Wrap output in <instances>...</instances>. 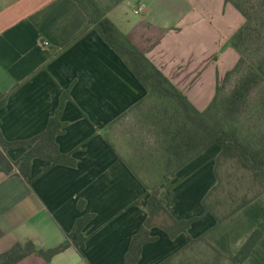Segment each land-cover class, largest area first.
Here are the masks:
<instances>
[{
	"label": "crops",
	"instance_id": "crops-1",
	"mask_svg": "<svg viewBox=\"0 0 264 264\" xmlns=\"http://www.w3.org/2000/svg\"><path fill=\"white\" fill-rule=\"evenodd\" d=\"M139 6L143 11L135 14ZM107 16L199 111L239 58L229 40L244 17L225 0H124ZM64 90L69 99L55 140L77 163L46 167L36 157L28 180L0 172V254L28 240L54 248L68 239L77 219L91 214L81 229L82 253L71 245L49 261L32 255L16 264H124L131 237L147 216L148 193L112 132L147 91L73 0H0L3 138L41 134ZM219 151L211 145L169 180L163 196L168 211L177 220L197 219L175 238L152 227L156 239L142 245L136 264H159L199 236L234 255L255 229L261 238L242 264H264V202L255 199L221 223L203 207L217 181ZM24 152L19 147L7 154L15 161Z\"/></svg>",
	"mask_w": 264,
	"mask_h": 264
},
{
	"label": "trees",
	"instance_id": "trees-1",
	"mask_svg": "<svg viewBox=\"0 0 264 264\" xmlns=\"http://www.w3.org/2000/svg\"><path fill=\"white\" fill-rule=\"evenodd\" d=\"M88 17L90 27L95 29L102 39L121 57L124 63L145 87L147 93L131 110L139 109L143 122L155 137V151L158 158L160 182L149 187L144 183L148 197L146 199L147 216L138 232L131 237L125 254L124 264H136L142 245L154 241L150 235L152 227L164 230L170 238H175L187 229L197 217L177 220L166 208L163 198L165 188L175 173L194 157L213 144L220 148L215 158L214 173L216 184L210 188L202 200L206 211L214 216L217 223L228 219L244 206L264 194V125L256 128L244 125L243 116L250 111V99L253 91L260 87L256 94L252 112L257 122L264 119V47L256 50L253 59L246 64L248 47L261 40L262 29L257 19L263 13L264 0H256L253 8L235 0L232 3L244 17L243 25L232 35L229 45L238 55L234 67L226 73L221 84L216 86V93L209 105L202 111L197 110L188 98L165 76L162 71L142 52L107 16L108 12L124 0H112L109 4L101 0H73ZM236 78L229 91L225 86ZM69 99L68 90H64L58 109L52 116L45 130L28 140L9 142L0 132V172L8 175H20L29 178L32 159L38 157L50 167L56 164L75 166L77 161L71 153L59 151L56 136L62 132L60 121L65 101ZM6 104V95L0 91V108ZM246 112V113H245ZM245 113V114H244ZM24 147L25 152L13 161L7 154L10 149ZM233 165L241 174H246L247 192L239 193L240 188H228L220 193L222 186L220 167ZM136 174L137 172L134 171ZM228 176V175H227ZM167 179L164 187L161 183ZM241 177V176H240ZM241 182L242 179L238 178ZM139 204V201L136 202ZM82 202L79 206L82 207ZM88 214L76 220L68 239L50 249L38 248L32 241L16 242L10 249L0 254V264H16L27 256L36 255L49 261L54 255L74 245L80 253L84 248L85 237L81 229L91 219ZM258 229L248 236L234 255H225L209 243L204 236L191 239L180 252L170 256L159 264H188L181 255L203 243L209 249V264H242L251 254L261 238Z\"/></svg>",
	"mask_w": 264,
	"mask_h": 264
},
{
	"label": "rangeland",
	"instance_id": "rangeland-1",
	"mask_svg": "<svg viewBox=\"0 0 264 264\" xmlns=\"http://www.w3.org/2000/svg\"><path fill=\"white\" fill-rule=\"evenodd\" d=\"M103 1H106V3L109 4V2L112 0ZM235 1L245 4L249 9L253 8L256 4V0ZM257 23L260 24V29L264 30V11L257 19ZM260 37V41L258 40L257 42H253L251 45H249V57L246 59V64L251 62L256 50H259V46L261 49L264 47V31H262ZM235 80L236 78H232L230 83H227L225 86V91L230 90ZM258 92H260V87L256 88L251 95L250 111L247 113L245 112L246 114L244 113L245 115L243 116L242 122L245 126L248 125L256 128L257 126L255 125V122L259 127L264 125V119L262 118L260 122L255 121L256 114L252 112V106L255 104V98ZM112 135H115L116 138L119 137L124 146V151L127 153L128 158H130L129 160L131 165L134 167V171L137 172V175L146 183V185L151 187L161 181L159 178L160 166L156 155L157 153L155 151V137L151 132H149L148 127L143 122V116L139 109L130 111L122 119H120V121L114 125ZM220 175L222 177V186L219 188L221 194L224 193L228 188L234 189L233 185H236L240 188V194L247 192L248 195H252V191L247 189L249 186L248 183L244 182L246 181V174H241L233 165L231 166L228 164L221 166ZM238 178H241L242 181L239 182ZM261 197L264 200V194ZM208 251L209 249L205 247L203 243H199L193 249L183 253L180 258L188 264H209ZM219 264H223V262Z\"/></svg>",
	"mask_w": 264,
	"mask_h": 264
},
{
	"label": "built area",
	"instance_id": "built-area-1",
	"mask_svg": "<svg viewBox=\"0 0 264 264\" xmlns=\"http://www.w3.org/2000/svg\"><path fill=\"white\" fill-rule=\"evenodd\" d=\"M142 11H143L142 7L139 6V7L136 8L133 12H134L135 14H140Z\"/></svg>",
	"mask_w": 264,
	"mask_h": 264
},
{
	"label": "water",
	"instance_id": "water-1",
	"mask_svg": "<svg viewBox=\"0 0 264 264\" xmlns=\"http://www.w3.org/2000/svg\"><path fill=\"white\" fill-rule=\"evenodd\" d=\"M166 183H167V179L164 177V180H163V182L161 183V187H164V186L166 185Z\"/></svg>",
	"mask_w": 264,
	"mask_h": 264
}]
</instances>
